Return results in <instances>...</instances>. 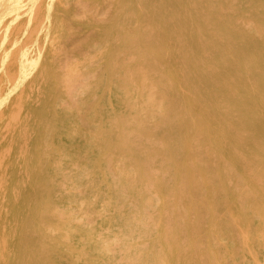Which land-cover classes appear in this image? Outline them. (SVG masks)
Listing matches in <instances>:
<instances>
[{"label": "bare ground", "instance_id": "6f19581e", "mask_svg": "<svg viewBox=\"0 0 264 264\" xmlns=\"http://www.w3.org/2000/svg\"><path fill=\"white\" fill-rule=\"evenodd\" d=\"M128 1L118 2L96 51L110 74L124 44L134 48L120 60V103L108 117L99 110L89 115L98 129L82 149V126L74 118L79 106L53 102L67 98L84 76L83 93L97 94L103 79L89 80L87 70L95 61L87 56L62 66L56 59L50 40L59 43L68 34L61 0H0V264H223L232 252L220 242L227 233L264 264V152L240 158L246 140L264 127V109L260 120L233 123L264 94V71H254L264 65V45L240 23L253 0H185L182 12H169L178 0H160L158 24L165 31L155 45L146 44L140 25L117 33ZM135 1L142 22L145 0ZM258 2L254 16L264 32V0ZM224 24L219 42L198 47V27ZM171 42L187 51L179 68L166 53ZM161 55L170 64L165 72L155 67ZM209 76L213 89H198ZM238 81L246 84L241 90ZM39 93L52 99L43 103ZM221 93L228 96L227 113L214 121V102L203 97ZM193 106L202 122L191 119ZM206 139L214 148L236 147L222 152L232 169L225 170L224 160L198 169L197 162L212 160L204 153ZM259 139L264 142V133ZM246 165L252 178L242 174ZM80 184L89 186L88 196H77ZM186 188L196 192V203ZM74 206L83 218L73 214Z\"/></svg>", "mask_w": 264, "mask_h": 264}, {"label": "rangeland", "instance_id": "374dc122", "mask_svg": "<svg viewBox=\"0 0 264 264\" xmlns=\"http://www.w3.org/2000/svg\"><path fill=\"white\" fill-rule=\"evenodd\" d=\"M119 1L120 0H61L62 7L60 8L59 12L66 22L65 26L67 28L68 34L67 37L59 43H54V41L50 40V44H52L53 48L55 49L56 59L62 66L71 64L81 58L89 56L95 61V64L92 68H87V70L91 69L90 73L88 74V76L91 77L89 80L95 78L103 79V85L95 95L87 96L83 93V87L85 86L84 84H86L88 80V78L84 76L79 79L81 80L80 82H77L73 85L75 87L70 89L71 92L67 98H54L56 103L53 102V104L55 105H65L70 103L79 106L74 118L75 122L82 126V132L79 135V145L82 149L89 145V137L98 129V124L88 119L89 115L94 114L95 110H99L101 113H104L106 117H108L109 113L112 111V107L117 106V104L120 103V100L116 99V94H118L120 91L118 84V78L121 75L120 60L125 56V53H131L134 50L133 46L124 44L127 47V50L122 53L119 52V59L114 62L113 71L110 74L106 73L103 62L100 61L96 55V51L100 45V40L102 37V28L112 24V22L116 19L118 15L117 4ZM234 2H236V0H234ZM145 6L146 9L141 15L143 21L139 22L138 15L136 14L139 5L136 4L135 0H129L128 14L124 17L122 23L116 27V31L117 33H121V35L126 31L135 32L134 30L138 25H140L139 30H142V35L146 38V44L155 45V43L161 39L162 34L165 31V29L158 24V13L163 8V6L160 0H145ZM256 6H259V2L258 0H253L249 13L240 19V23L242 29L248 34L253 35L255 37L256 43L259 46H263L264 32L259 26V21L254 16ZM183 8H186V1L178 0L172 4V6L169 8V12L174 10L182 12L181 10ZM204 10L205 6L200 5L199 11ZM222 26L215 25L208 28H205L204 26L198 27L195 33L198 47H204L206 45L219 42L221 40L220 36H222V32L224 31L223 29H226L227 27L225 24ZM212 34L216 35L213 37ZM222 42H224L223 38ZM238 43L241 46L244 45L243 42L238 41ZM171 44L173 45V47H171L172 50L166 53L167 56H169V58L174 63H176L177 67L179 68L183 65L184 56H186L187 51L185 47H178L177 42H171ZM114 49L115 48H112L110 53ZM145 53H150V50H145ZM235 58L236 64L242 66V55L235 54ZM155 67L159 70L162 69L165 72V70L170 67V64L169 61L161 55L156 60ZM254 71H264V65L257 66ZM168 72H171V70H168ZM230 75V70L228 68L223 72L221 80H228ZM149 82H153V79H150ZM215 83L216 80L213 78V76H209L208 84L205 86L199 85L198 89L211 91ZM245 85L246 84L243 81H238L237 88L241 90L245 87ZM180 92L184 93V90H180ZM39 94V97L43 103L49 97H51L46 96L45 93ZM203 99H206L207 103L214 102V110L212 112V118H215L214 121L218 120L227 113V111L222 108V105L228 99L226 94L221 93L215 99L209 96H204ZM261 109H264V94L256 96L254 100L247 104L246 110L248 111V114L246 116L241 118L240 115H235L233 120L234 126H239V124L243 123L244 121H249L250 119H262L263 116L259 113V110ZM191 111L192 120L199 122L203 121V117L201 116L197 106H193ZM183 123L185 124V121ZM208 132L211 136L212 129L208 128ZM262 133H264V127H257L255 130L256 135L248 138L242 147L243 152L240 154V158L247 160L251 155L253 156L254 154H261V152H264V142L263 140L259 139ZM213 145L214 140H204V153L210 154V158H212V160L206 158L204 161L197 162L195 165L198 167V169L211 170V168H216L220 166V160H224V168L226 171L232 169L233 166L231 157L227 154L224 156L222 152L229 149H236V147L231 144H226L223 148H214ZM144 148L145 145L140 142L136 149L137 151L141 152L144 150ZM188 162L192 161L188 160ZM247 165L243 168L242 174L244 171H246V177L252 178L254 176V171L248 170L249 168H247ZM110 174H113V170L110 171ZM89 192V186L86 184H80L76 187V194L79 197L88 196ZM185 193L187 197H190L191 195L195 196L193 198L194 203L198 201L195 191H190L188 188H186ZM242 207L245 209L243 203ZM71 211L77 218H83V215L79 212L78 207L74 206ZM87 218H89V216L85 217V219ZM190 218L194 219V214H191ZM203 235H205V233ZM220 242L221 244L229 245L232 248V252L227 253L224 256L222 260L223 264H256L252 258L245 254V250L242 249L239 242L234 243L231 240V235L229 233L225 234V236L220 239ZM255 249L257 252V258L261 260L263 258L262 249L258 245L255 246Z\"/></svg>", "mask_w": 264, "mask_h": 264}]
</instances>
